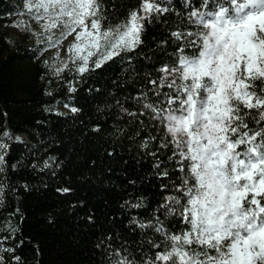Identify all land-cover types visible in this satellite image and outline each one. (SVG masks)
Listing matches in <instances>:
<instances>
[{"label": "trees", "instance_id": "16d2710c", "mask_svg": "<svg viewBox=\"0 0 264 264\" xmlns=\"http://www.w3.org/2000/svg\"><path fill=\"white\" fill-rule=\"evenodd\" d=\"M233 1L95 0L99 49L56 68L43 55L63 27L12 43L20 8L0 0V264L231 262L236 236H196L197 176L167 119L186 106L203 18ZM146 4L138 40L111 56ZM249 88L229 141L264 160V77Z\"/></svg>", "mask_w": 264, "mask_h": 264}, {"label": "rangeland", "instance_id": "374dc122", "mask_svg": "<svg viewBox=\"0 0 264 264\" xmlns=\"http://www.w3.org/2000/svg\"><path fill=\"white\" fill-rule=\"evenodd\" d=\"M17 24L8 28L12 43L31 42L57 27L62 40L44 57L56 68L73 56L85 58L100 47L95 0H15ZM203 18V51L183 62L189 84L186 106L167 119L172 138L192 161L197 186L192 200L196 236L204 243L234 235L229 264H264V160L240 156L229 141L232 103L253 105L249 79L264 77V0H234ZM142 13L116 37L110 55L132 47L140 34ZM1 161V157H0ZM2 169L0 166V177Z\"/></svg>", "mask_w": 264, "mask_h": 264}]
</instances>
